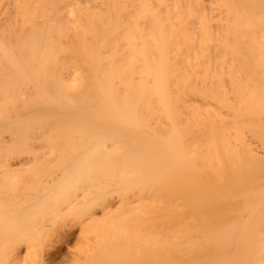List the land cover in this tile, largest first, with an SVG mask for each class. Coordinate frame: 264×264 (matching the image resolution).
Here are the masks:
<instances>
[{"label": "bare ground", "instance_id": "bare-ground-1", "mask_svg": "<svg viewBox=\"0 0 264 264\" xmlns=\"http://www.w3.org/2000/svg\"><path fill=\"white\" fill-rule=\"evenodd\" d=\"M0 264H264V0H0Z\"/></svg>", "mask_w": 264, "mask_h": 264}]
</instances>
